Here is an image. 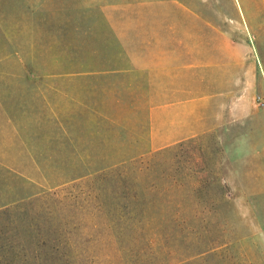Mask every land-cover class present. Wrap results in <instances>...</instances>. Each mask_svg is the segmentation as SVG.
<instances>
[{"label": "rangeland", "instance_id": "rangeland-1", "mask_svg": "<svg viewBox=\"0 0 264 264\" xmlns=\"http://www.w3.org/2000/svg\"><path fill=\"white\" fill-rule=\"evenodd\" d=\"M182 141L177 264H264V0H0V209Z\"/></svg>", "mask_w": 264, "mask_h": 264}, {"label": "trees", "instance_id": "trees-1", "mask_svg": "<svg viewBox=\"0 0 264 264\" xmlns=\"http://www.w3.org/2000/svg\"><path fill=\"white\" fill-rule=\"evenodd\" d=\"M188 201L182 141L0 209V264L185 262Z\"/></svg>", "mask_w": 264, "mask_h": 264}]
</instances>
